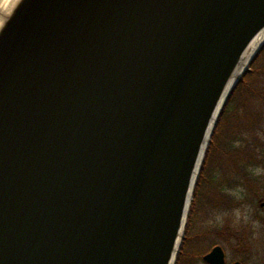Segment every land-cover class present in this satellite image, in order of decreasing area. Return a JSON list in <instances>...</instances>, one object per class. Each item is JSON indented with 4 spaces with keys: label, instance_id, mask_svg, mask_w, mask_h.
Listing matches in <instances>:
<instances>
[{
    "label": "water",
    "instance_id": "water-1",
    "mask_svg": "<svg viewBox=\"0 0 264 264\" xmlns=\"http://www.w3.org/2000/svg\"><path fill=\"white\" fill-rule=\"evenodd\" d=\"M263 38L264 0H16L0 23V264H177ZM204 262L227 264L224 248Z\"/></svg>",
    "mask_w": 264,
    "mask_h": 264
},
{
    "label": "trees",
    "instance_id": "trees-1",
    "mask_svg": "<svg viewBox=\"0 0 264 264\" xmlns=\"http://www.w3.org/2000/svg\"><path fill=\"white\" fill-rule=\"evenodd\" d=\"M243 106L244 112L238 114V118L226 138L222 139V154L226 156V161L232 167L231 172L235 179L228 185L231 188H244L253 198L264 193V47L256 56L250 71H248L236 90L232 93L229 102L219 119L218 126L214 133L213 145L216 146V140L222 136V129L226 127L232 117V108ZM212 148L208 150L205 163L202 168L201 176L198 180V187L195 192L197 198L192 205L184 242L181 248V254L178 257L177 264H205L204 256L216 245H222L227 249L237 250L242 256L235 260L242 264H247L248 258L246 252L255 246L256 239H264V218L256 216L247 223L237 221L232 216L235 210L244 208L241 206L242 199L229 200L227 195L216 196V200L205 201L208 207L215 208L221 212H227L226 225L223 227L214 226L209 229H203L194 234V229L198 224L199 217H196V211L199 207V184L201 181H211L210 186L215 181H220L217 169H210V156ZM227 183V182H226ZM215 186L217 184H214ZM224 189V188H223ZM222 189V190H223ZM201 203H203L201 201ZM255 222H260L262 231H258ZM221 238V243L217 239ZM209 246L205 247V243ZM194 247L191 253L186 249ZM244 255V256H243Z\"/></svg>",
    "mask_w": 264,
    "mask_h": 264
},
{
    "label": "rangeland",
    "instance_id": "rangeland-1",
    "mask_svg": "<svg viewBox=\"0 0 264 264\" xmlns=\"http://www.w3.org/2000/svg\"><path fill=\"white\" fill-rule=\"evenodd\" d=\"M244 107L239 105L232 108V117L229 123L226 124V127L222 129V136L219 140H216V146L213 145L214 134L209 146V149L212 148L211 156H210V169L215 168L217 169L220 181H215L216 183H220L217 186H210L211 181H201L199 184V201L201 200L203 203H199V207L197 209L196 217H199L198 224L194 229V234L201 232L203 229H209L214 226L223 227L228 223L227 216L229 214L227 212H221L216 210L215 208L208 207L205 201L216 200V196L227 195L229 200L232 201L233 199H242L241 206L244 208L240 210H235L232 213V216L237 219V221H243L247 223L249 220H253L256 216L264 218V193L259 194L256 198L254 203L252 202V197L244 188H231L229 184L230 181L235 179L233 172H231L232 167L226 161V156L222 154V150L225 149L224 145H222V139L226 138L227 135L230 133L234 122L238 118V114L244 112ZM218 126V125H217ZM215 133V132H214ZM223 148V149H222ZM208 153V152H207ZM207 157V155H206ZM206 160V158H205ZM205 163V162H204ZM202 172V171H201ZM259 173L264 171L258 170ZM201 176V175H200ZM227 182V183H226ZM198 187V185H197ZM196 187V189H197ZM224 188V189H223ZM223 189V190H222ZM196 192V191H195ZM196 197L194 195L193 204L196 201ZM251 200V202H250ZM192 204V205H193ZM263 205V206H262ZM192 208V207H191ZM191 212V211H190ZM256 229L258 231H262L260 222H255ZM256 239L255 246H252V249L249 252H246V257L248 258L247 264H264V239L261 238ZM217 242L221 243V238L217 239ZM209 242L205 243V247L209 246ZM220 246H222L220 244ZM223 247V246H222ZM226 251L228 264H232L235 260L239 259L242 256V253L238 252L237 250L227 249L223 247ZM194 247H189L188 249L184 250L187 253H191ZM244 256V255H243Z\"/></svg>",
    "mask_w": 264,
    "mask_h": 264
},
{
    "label": "bare ground",
    "instance_id": "bare-ground-1",
    "mask_svg": "<svg viewBox=\"0 0 264 264\" xmlns=\"http://www.w3.org/2000/svg\"><path fill=\"white\" fill-rule=\"evenodd\" d=\"M15 1L16 0H0V23L2 22L4 16L7 14L10 8L13 6ZM209 143H211V140L209 141Z\"/></svg>",
    "mask_w": 264,
    "mask_h": 264
},
{
    "label": "flooded vegetation",
    "instance_id": "flooded-vegetation-1",
    "mask_svg": "<svg viewBox=\"0 0 264 264\" xmlns=\"http://www.w3.org/2000/svg\"><path fill=\"white\" fill-rule=\"evenodd\" d=\"M217 182H218V181H217ZM214 184L220 185V183H216V182H215ZM214 184H212V185L215 186ZM212 185H211V186H212ZM217 185H216V186H217ZM262 206H263V205H262ZM216 246H217V245H216ZM214 247H215V246H214ZM214 247H213V248H214ZM213 248H212V249H213ZM212 249H211V250H212ZM211 250H210L209 252H211ZM209 252H208V253H209ZM208 253H207V254H208ZM207 254H206V255H207Z\"/></svg>",
    "mask_w": 264,
    "mask_h": 264
}]
</instances>
